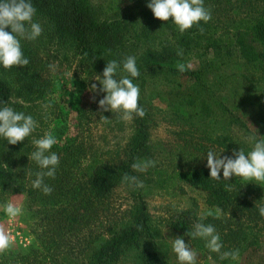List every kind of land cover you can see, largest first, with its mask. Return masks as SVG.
<instances>
[{
    "label": "rangeland",
    "instance_id": "1",
    "mask_svg": "<svg viewBox=\"0 0 264 264\" xmlns=\"http://www.w3.org/2000/svg\"><path fill=\"white\" fill-rule=\"evenodd\" d=\"M86 1L104 18L119 10L131 17V13L147 4V0ZM203 4L212 16L205 32L220 42L214 47L199 42L192 48L174 52L172 58L176 60V66L173 68L178 63L191 65L183 73L163 67L153 72L145 69L142 103L146 113V140L142 154L156 164L149 167V173L137 177L143 187L124 180L115 183L107 219L101 217V221H120L126 210L136 205L138 195L144 200V211L154 230L166 231L179 217L193 213L197 217L205 216L209 208L202 192H190L187 187H177L175 195L159 192L153 186L158 177L156 172L162 168L179 167L199 172L206 170L210 174L206 159L209 151L217 157L235 158L234 150L242 148L247 154L254 144L250 138L258 140L264 135V125L260 121L263 117L260 105L264 100H259L264 94V90L260 91L264 88V70L244 62L224 35L228 15L240 3L238 0H203ZM171 20H160L157 27L148 28L143 34L155 45H165L171 42ZM33 22L40 24L42 34L34 41L19 38L29 64L10 69L0 66V78L13 91L9 107L30 115L37 123L23 142L4 146L19 152L22 162L18 169L20 181L33 184L36 179L33 170L39 165L30 158L36 151L33 140L42 138L47 132H51L57 143L62 141L70 147L76 158L74 169H84L90 160L96 165L122 164L127 159L126 151L128 153L130 149L134 128L131 120L123 121L115 113L99 108V100L106 95L99 91L102 85L97 75L103 78L101 71L82 58L70 38L59 29L57 21L48 14L36 10ZM131 44H125L123 57L137 56L141 52L137 50L139 43L136 46ZM140 44L149 47L145 41ZM179 52L183 54L178 55ZM23 80L35 83L37 91L27 94L20 83ZM92 84H96V91L91 89ZM101 115L107 119H102ZM153 168L157 169L154 173ZM5 200L0 205L12 202L22 209V214L9 219L0 207V213H4L0 227L12 237L13 248H26L32 243L36 231L34 220L29 218L27 197L17 193ZM220 215L217 212L215 216ZM231 215L227 211L226 217ZM161 233L154 238V243L156 253L163 257L166 249ZM259 236L264 247V234ZM206 243L199 239L194 244L196 250H193L201 264H241L240 255L237 260L230 259L226 263L222 259H213L206 251ZM220 243L228 245L224 237ZM135 262V252L129 251L118 264Z\"/></svg>",
    "mask_w": 264,
    "mask_h": 264
},
{
    "label": "trees",
    "instance_id": "2",
    "mask_svg": "<svg viewBox=\"0 0 264 264\" xmlns=\"http://www.w3.org/2000/svg\"><path fill=\"white\" fill-rule=\"evenodd\" d=\"M30 2L37 11L45 12L53 21H57L59 29L64 31L82 58L94 69L103 74L108 61H117L120 64L115 77L117 80L122 75H127L123 72V61L127 58L122 55L125 44L129 42L132 43L131 46H136L139 43L137 50L141 52L134 57L140 74L137 78H129L139 86L138 104L142 108L145 69L152 72L159 67L177 69L173 68L176 66V60L172 58L174 52L192 48L199 42H206L211 47L220 42V39L216 40L205 32L208 22L201 21L181 33L172 19L171 42L155 45L143 34L146 29L160 24V20L154 17L147 6L151 0H147L146 5L131 13V17L119 10L105 18L100 16L98 10L89 6L86 0ZM238 2L240 6L228 15L224 35L228 44L235 47L244 62L260 67L263 71L264 0ZM6 31L11 32V29ZM142 41L147 42L149 47L144 48L140 44ZM20 83L27 94L37 91L35 83L25 80ZM262 90L264 88L260 91ZM12 94L9 84L0 78V107L9 106ZM259 100H264V94ZM262 104L260 107L263 117L260 121L264 125V102ZM144 118L133 114L131 122L134 132L128 146L130 149L128 153L126 151V161L119 165H96L90 160L84 169L79 167L75 170L76 158L70 147L62 141L53 145L50 152L58 155L59 165L54 179L44 177V183L52 188L50 195L33 188V184L28 181H20L22 179L18 169L22 162L19 152L5 149L7 141L0 138V204L14 194L25 195L29 218L34 220L36 229L28 247L13 248L10 245L8 249L0 252V264H118L129 251L135 252V264H180L173 251L172 239L183 238L185 244L196 250L195 242L199 239L206 241L187 235L194 231L197 223L212 225L220 240L223 237L226 239L227 246L221 243L222 253L239 251L241 264H264V247L259 241V234H264V217L259 214V208L264 207V185L234 175L230 180H224L223 175L217 180L211 179L206 170L199 172L191 168L171 167L156 172L157 169L153 168L152 172L158 175L153 186L159 192L175 195L177 187H187L190 192L198 190L204 194L208 213L200 217L193 213L184 216L185 220L179 217L166 231L154 230L146 217L144 200L138 195L136 205L126 210V215L120 221H101V217L107 219L106 212L111 204L110 196L115 183L123 180L126 174L140 178L150 172V168L146 171L132 168L133 163L138 160H148L142 154L146 140ZM40 171L47 170L38 166L33 170V176L36 177V173ZM227 211L232 215L226 217ZM217 212L222 215L215 216ZM3 214L0 213V219ZM160 233L166 249L163 257L156 253L154 243V238L159 237ZM206 251L213 259H221L220 254L210 252L208 248ZM230 259H222V262L226 263ZM196 264L201 263L197 260Z\"/></svg>",
    "mask_w": 264,
    "mask_h": 264
},
{
    "label": "clouds",
    "instance_id": "3",
    "mask_svg": "<svg viewBox=\"0 0 264 264\" xmlns=\"http://www.w3.org/2000/svg\"><path fill=\"white\" fill-rule=\"evenodd\" d=\"M153 12L154 17L161 21L173 19L174 24L181 33L191 29L201 21L207 23L212 19L211 12L206 9L203 0H151L147 5ZM36 9L30 0H0V66L10 69L14 66H27L29 60L24 57L19 38L29 41L36 40L42 34L40 24L33 22ZM10 28L11 32L6 31ZM179 52L178 55H182ZM50 67H52L50 65ZM191 65L183 63L177 64V69L181 73L190 68ZM120 64L115 60L108 61L103 71V78L97 75V80L102 85L99 91L106 93L103 99L99 100V108L103 111H111L117 115L118 119L129 121L133 114L143 118L145 110L139 107L140 89L129 77L137 78L139 70L136 66L134 56H129L123 61V72L119 80L115 77ZM83 78V77H82ZM93 91L97 90L96 84L91 85ZM102 119H107L101 115ZM37 127L36 121L23 112H17L13 108L5 105L0 107V137L7 143L16 145L23 142ZM261 137V136H260ZM252 149L245 154L240 148L233 151L235 158L217 157L215 153H207V167L210 169L211 179H220L221 169L223 170L224 180H230L233 175L248 181H256L264 184V137L256 139ZM57 143L56 138L47 132L40 139H34L33 144L36 151L31 154L41 169L36 173L33 181V188L41 189L45 195H50L52 188L44 183V177L55 178L56 168L59 165V157L56 153L50 152L53 145ZM156 162L152 160H138L133 163L132 168L136 171H146L149 167H155ZM126 182L134 183L137 187H143V183L134 176L123 177ZM3 207L9 219H14L22 214V209L12 202H8ZM259 214L264 217V207L259 208ZM211 215V213H209ZM192 238L200 237L206 240V247L210 252L220 254L221 259L231 258L237 260L239 251L221 252L222 244L220 236L216 233L212 225L197 223L192 233H187ZM173 251L177 255L180 264H196V253L185 244L183 238L172 239ZM12 237L3 227H0V252L10 247ZM210 258V257H209Z\"/></svg>",
    "mask_w": 264,
    "mask_h": 264
}]
</instances>
